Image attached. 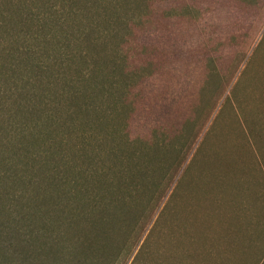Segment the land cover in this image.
Returning <instances> with one entry per match:
<instances>
[{"label": "rangeland", "instance_id": "obj_1", "mask_svg": "<svg viewBox=\"0 0 264 264\" xmlns=\"http://www.w3.org/2000/svg\"><path fill=\"white\" fill-rule=\"evenodd\" d=\"M0 264H264V0H0Z\"/></svg>", "mask_w": 264, "mask_h": 264}, {"label": "trees", "instance_id": "obj_2", "mask_svg": "<svg viewBox=\"0 0 264 264\" xmlns=\"http://www.w3.org/2000/svg\"><path fill=\"white\" fill-rule=\"evenodd\" d=\"M119 62L121 63V64H124L127 68H126V72H127V74L130 76L131 75V71H133L131 68H129V66H128V64H127V56L126 55H124L123 53H122V56H120L119 57ZM123 70H124V68H123ZM132 84V83H131ZM75 89V88H74ZM82 91V90H81ZM81 91H77L76 90V92H74V93H72V94H70V95H61L62 97H65L66 99H68V100H76L77 102H76V105H77V107H78V111L76 112H74L75 114L73 115V117L74 118H72V120H74V119H80V120H83L84 118H85V110L87 109V108H89L87 105H86V100L83 98V97H81V96H78V93H80ZM83 93H84V91H82ZM104 94H110V97H112V95H111V93L110 92H108V91H106V92H103V94H101V95H104ZM71 95H73V96H71ZM77 95V96H76ZM82 99V100H81ZM79 101V102H78ZM114 103L115 102H112V104L114 105ZM116 106V107H115ZM113 108H115V109H118L117 108V105H115ZM112 107V106H111ZM72 108H74V107H72ZM96 112H97V110H95ZM131 111H132V106L130 105V108H129V112L127 111L126 112V114L124 115V114H118L117 113V116L119 117V119H121L122 121H124V122H126L128 119H129V117H130V113H131ZM102 116H101V118L102 119H105L107 116L106 115H108V117H109V115H110V112L108 113V112H105V114H101ZM46 116H51V115H46ZM59 116H60V113H59ZM60 121H63L61 118H58L57 119V123H58V125H59V122ZM43 126H44V124H42L41 123V121H39V120H36V121H31V122H28L27 124H26V126H25V128L24 129H27V130H29V132H30V137H32L33 139H37L40 135H41V133L43 132V130H41L42 128H43ZM9 133L10 132H7V134L9 135ZM6 146V145H5ZM14 147H15V145H14ZM16 148V147H15Z\"/></svg>", "mask_w": 264, "mask_h": 264}]
</instances>
